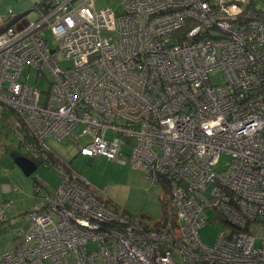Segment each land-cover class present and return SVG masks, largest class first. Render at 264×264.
I'll return each mask as SVG.
<instances>
[{
    "label": "built area",
    "instance_id": "built-area-1",
    "mask_svg": "<svg viewBox=\"0 0 264 264\" xmlns=\"http://www.w3.org/2000/svg\"><path fill=\"white\" fill-rule=\"evenodd\" d=\"M123 2L116 15L95 0H56L0 33V118L9 108L26 154L61 175L0 264H264V12L246 0ZM87 135L81 156L131 163L168 187V214L147 224L113 208L51 158L49 137ZM223 156L231 162L217 173ZM206 210L228 228L214 246L199 233Z\"/></svg>",
    "mask_w": 264,
    "mask_h": 264
},
{
    "label": "rangeland",
    "instance_id": "rangeland-1",
    "mask_svg": "<svg viewBox=\"0 0 264 264\" xmlns=\"http://www.w3.org/2000/svg\"><path fill=\"white\" fill-rule=\"evenodd\" d=\"M40 0H0V30H4L14 22L10 18L13 10L16 13L27 14L26 20L29 22L37 19L38 11L35 10L37 2ZM56 0H48L54 3ZM245 6L249 10L264 12V0H246ZM78 6V3H77ZM96 11L111 9L116 15L123 13L125 8L123 0H95ZM17 14H14L16 16ZM108 32L103 31V37ZM113 34V33H112ZM111 34V35H112ZM114 35V34H113ZM46 37L51 47H57V40L50 31L46 32ZM63 67L72 66L71 62H62ZM23 75V79L25 78ZM30 84H35L37 71H30ZM44 77V76H43ZM216 84L224 82L225 77L220 71L212 74ZM44 86V79L40 87ZM5 118H0V253L13 251L25 243V235L29 227L27 218L37 202L48 194H53L61 182V175L56 169H47L39 165L38 170L31 177H26L23 171L15 164L12 155L27 156L25 148L21 146L17 130L21 124L19 118L10 111L4 109ZM83 126L76 128L75 133L79 135L83 131ZM93 137L87 135L74 141L71 137L67 141H59L54 137L46 140V146L54 161H58L72 171L80 174L84 179L93 184L97 191H102L103 201L113 208L125 210L130 215L143 220L147 224H152L161 219L164 215V208L161 199H164L163 187L153 186L145 179V173L132 167L131 163L121 165L108 160L105 157L95 158L92 165L89 160L80 155L82 147L92 142ZM131 146L124 147L122 154L131 153ZM231 162L229 156H223L217 173L224 172ZM36 187L41 188L40 196L36 194ZM204 216L208 224L200 229V237L208 246H214L222 233H226L227 226L217 219L214 210H206ZM256 230L254 235H256ZM261 242H257V248ZM97 245H90L93 250Z\"/></svg>",
    "mask_w": 264,
    "mask_h": 264
},
{
    "label": "trees",
    "instance_id": "trees-1",
    "mask_svg": "<svg viewBox=\"0 0 264 264\" xmlns=\"http://www.w3.org/2000/svg\"><path fill=\"white\" fill-rule=\"evenodd\" d=\"M52 6H53V3H48V0H40L39 2H37L35 10L38 11V13L46 14L49 12V10L52 8ZM11 13L15 14L14 12H11ZM26 15L27 14L21 15V14L17 13V15L14 16V18L12 19V20H14V22L11 23L9 26L19 24L20 27H24L29 22L26 20ZM2 31L3 30H1L0 33ZM38 167H39V165H38ZM163 190L165 192V197H164V199H161V203H162L163 208H164V215L163 216H166V214H168L169 208H170V202L167 199V197L169 195V189H168V187H165V188H163Z\"/></svg>",
    "mask_w": 264,
    "mask_h": 264
},
{
    "label": "water",
    "instance_id": "water-1",
    "mask_svg": "<svg viewBox=\"0 0 264 264\" xmlns=\"http://www.w3.org/2000/svg\"><path fill=\"white\" fill-rule=\"evenodd\" d=\"M12 157L15 164L23 171L26 177H31L37 172L38 165L28 156H22L18 153H14ZM90 162H92V160H90ZM89 165H92V163H90Z\"/></svg>",
    "mask_w": 264,
    "mask_h": 264
},
{
    "label": "crops",
    "instance_id": "crops-1",
    "mask_svg": "<svg viewBox=\"0 0 264 264\" xmlns=\"http://www.w3.org/2000/svg\"><path fill=\"white\" fill-rule=\"evenodd\" d=\"M13 12L15 13V14H17L14 10H13ZM18 14H21V13H18ZM21 15H23V14H21ZM1 31V30H0ZM86 158V157H85ZM88 159V158H87ZM89 160V159H88ZM95 160V159H94ZM94 160H92V162H90V160H89V164L90 163H92L93 164V162H94ZM104 201H106V200H104ZM106 202H108V201H106ZM109 203V202H108ZM111 206V205H110ZM118 208V207H117ZM127 213V212H126ZM129 214V213H128Z\"/></svg>",
    "mask_w": 264,
    "mask_h": 264
},
{
    "label": "clouds",
    "instance_id": "clouds-1",
    "mask_svg": "<svg viewBox=\"0 0 264 264\" xmlns=\"http://www.w3.org/2000/svg\"><path fill=\"white\" fill-rule=\"evenodd\" d=\"M26 154V153H25ZM27 155V154H26ZM28 156V155H27ZM29 157V156H28ZM30 158V157H29ZM34 161V160H33ZM35 162V161H34ZM37 165H40V164H38V163H36Z\"/></svg>",
    "mask_w": 264,
    "mask_h": 264
}]
</instances>
